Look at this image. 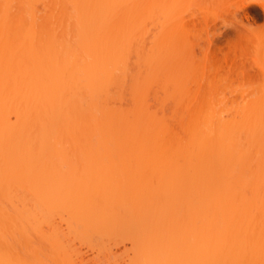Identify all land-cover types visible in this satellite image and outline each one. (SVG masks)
<instances>
[{
    "label": "bare ground",
    "instance_id": "bare-ground-1",
    "mask_svg": "<svg viewBox=\"0 0 264 264\" xmlns=\"http://www.w3.org/2000/svg\"><path fill=\"white\" fill-rule=\"evenodd\" d=\"M178 1L0 0V40L27 47L20 63L0 61V264H31L29 225L60 207L71 226L153 218L151 264L172 263L166 223L184 232L187 264H264V98L183 110L166 79L173 110L149 104V80L167 75L165 38L183 31L167 13ZM152 29L155 57L136 41Z\"/></svg>",
    "mask_w": 264,
    "mask_h": 264
},
{
    "label": "rangeland",
    "instance_id": "rangeland-1",
    "mask_svg": "<svg viewBox=\"0 0 264 264\" xmlns=\"http://www.w3.org/2000/svg\"><path fill=\"white\" fill-rule=\"evenodd\" d=\"M247 2L252 4L251 8L246 16L241 17L238 13ZM258 4L264 5V0H181L167 6L169 19L182 14L183 18L174 20L176 23L170 20L174 24L183 22L184 25L176 26L178 33L180 32L179 28L183 31L178 34V38L173 36L165 38L167 49L165 54H167L169 62L167 75L165 77L163 73L158 74V76L155 74V77L151 75L155 79L151 78L149 80L148 85L151 84V86L150 88L147 86L149 89L146 90L149 104L155 105V102H159L157 103L159 105L166 100L169 92L165 93L157 85L166 82L176 85V91L169 88L171 89L170 94L177 100H181L180 104L183 110L188 109L189 106L195 108L196 104L197 109L198 105H206L204 103L207 101L206 103L210 104V108H212L211 105H215L214 108L217 110L216 106L219 108L221 105V110L225 111L230 109L231 106L234 108L246 100H253L258 97L264 98V9ZM162 9L166 10V8ZM158 11H160V8ZM192 13H196V15L190 17ZM194 17L196 18L194 19ZM191 18L193 20L190 21ZM150 25L152 24L150 23ZM154 26L159 27L155 24ZM183 26L187 27L186 31H184ZM161 35L159 32H153V29L152 32L148 31L147 34L144 32L142 34L141 30L137 34V46H143L144 43L143 47L146 53H154L159 49H156L158 46H164L162 43L159 45L162 40L160 39ZM3 38L5 39V37H0V39ZM18 38L20 39L18 36H11L7 38L8 41L0 40V61L8 60L13 64L21 62L23 56L27 54V47L18 42ZM145 44L149 45L150 53L149 50L147 52ZM151 48L155 50L153 51ZM158 52L156 51L152 56H157ZM138 65L143 67L142 64ZM136 66L137 64L134 65L131 62L129 64L130 69H134ZM141 67L138 66L139 69ZM139 69L136 71L137 73L140 72ZM155 70L152 74L155 73ZM157 98H159L158 101ZM221 100L224 101L221 102ZM166 101V104L163 102L164 106H167L166 109L173 110V102L168 101V99ZM225 103H227V107ZM185 105H187L186 108ZM9 116L11 121L15 120L13 113H10ZM144 212L143 217L146 214L148 217L150 216L149 211ZM174 213L172 215L175 216L176 213ZM170 214L160 212L159 215H163L166 221V218L170 219L168 217V215L171 217ZM171 218L174 221L173 219L176 217L172 216ZM40 219L43 221L42 226L33 227L32 224L29 225L28 260L31 264H147L150 257H152L151 254L156 255L162 249V247L159 248L160 245L156 246L158 243H155V240L158 239L159 241L160 238L157 237L158 235L157 238L155 237L157 225L156 220H153V218L152 220L143 218L144 221H149L144 225L137 223H142L143 220L132 218V222L131 217H127L125 219L127 225L122 227L114 224L110 226V223L108 226L106 224L105 226L103 224V226L90 225L88 227L71 226L69 225L71 218L68 216L67 211L60 207L44 211L41 213ZM172 224L166 223L164 229L158 226V229H162L160 232H164L163 235L169 232L168 234L171 235L168 236L172 237L173 232H177V236L173 235L174 239L172 240L174 247L175 244L176 247L175 252H173L175 254L170 255L172 257L171 264H187L186 261L181 260L187 246L185 244L179 245L183 240L184 232L180 231L182 237H179L178 230L172 227ZM262 228L264 229V225ZM263 229H261L262 233H264ZM154 230L153 239L145 235ZM40 232L42 238L37 237ZM153 235L151 234V236ZM168 236L167 238H169ZM162 241L164 240L161 239V244ZM261 243L263 244L264 240ZM250 244H248V247H252ZM257 245L253 243V246ZM247 261L241 264L255 263ZM262 261L264 262V257ZM149 262L151 264L152 260ZM259 262L257 264H262Z\"/></svg>",
    "mask_w": 264,
    "mask_h": 264
}]
</instances>
